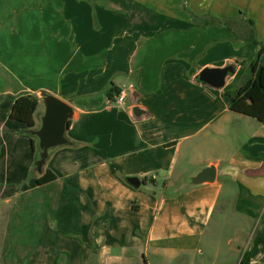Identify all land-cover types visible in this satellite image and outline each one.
Here are the masks:
<instances>
[{
    "label": "crops",
    "instance_id": "0c3cea01",
    "mask_svg": "<svg viewBox=\"0 0 264 264\" xmlns=\"http://www.w3.org/2000/svg\"><path fill=\"white\" fill-rule=\"evenodd\" d=\"M4 28L0 264H190L217 207L234 237L256 224L239 251L264 237V123L225 94L258 51L252 29L264 41V0H0ZM229 64L223 87L200 83L203 68ZM44 91L75 114L73 144L40 171L10 113ZM208 166L213 179L194 184ZM48 170L56 179L39 185ZM249 264H264V242Z\"/></svg>",
    "mask_w": 264,
    "mask_h": 264
},
{
    "label": "trees",
    "instance_id": "16d2710c",
    "mask_svg": "<svg viewBox=\"0 0 264 264\" xmlns=\"http://www.w3.org/2000/svg\"><path fill=\"white\" fill-rule=\"evenodd\" d=\"M250 23L254 24L251 20ZM251 40L258 45L255 58L249 63L247 73L242 78L241 84L233 90L226 91L225 94L231 101L232 110L255 117L264 123V41L257 38L254 29H252ZM200 83L206 84L203 81H200ZM115 91L119 92L118 90ZM40 104L39 96L36 93L20 95L12 106L10 118L24 124L26 131L29 132L36 126L35 113ZM31 142L34 151L35 140L31 138ZM56 177L55 173L48 170L44 175L37 178V183L42 185L55 180ZM263 242L264 237L255 238L252 246L242 253L238 264H249L259 253L260 244Z\"/></svg>",
    "mask_w": 264,
    "mask_h": 264
},
{
    "label": "water",
    "instance_id": "95a60500",
    "mask_svg": "<svg viewBox=\"0 0 264 264\" xmlns=\"http://www.w3.org/2000/svg\"><path fill=\"white\" fill-rule=\"evenodd\" d=\"M234 70V67L230 64L223 67L209 66L200 71L198 78L206 84L220 88L225 85L228 76L232 74ZM38 96L44 106L41 124L38 128L29 131V133L33 137L35 135L39 139L41 153L37 156L35 165L37 170L41 171L53 149L59 146L73 144V141L67 136V131L69 129L70 120L74 117L75 110L68 102L54 94L44 91ZM134 111L136 114H139L141 108L135 107ZM212 173L213 167L208 166L194 178L193 183L203 182L204 178L202 177L206 175H208L207 179L212 180ZM129 181L137 187L142 183L141 179L138 177H129Z\"/></svg>",
    "mask_w": 264,
    "mask_h": 264
},
{
    "label": "rangeland",
    "instance_id": "374dc122",
    "mask_svg": "<svg viewBox=\"0 0 264 264\" xmlns=\"http://www.w3.org/2000/svg\"><path fill=\"white\" fill-rule=\"evenodd\" d=\"M0 30L7 31L8 29L4 28ZM0 56H8L6 50L2 49V47H0ZM40 117L41 113L38 115V118ZM34 139L36 141L37 156H39L41 153L39 139L35 135ZM175 186H177V184L170 185L165 192L168 194L173 192ZM253 223L254 222L252 221L250 224L249 237L246 238L242 235L234 237L233 234L236 232L234 224L236 223L231 222V220L219 222V207H217L215 215L209 223V227L202 242V247H204L205 253L202 254L199 251L191 253L190 264H238L239 258L243 253V250L240 249L239 251L238 247L241 246L244 241L250 240V236L255 234L256 228L254 226L256 224L253 226ZM240 228L243 229L242 222H240ZM230 238L232 239V243L229 244L227 240ZM187 260L188 257L183 255L179 260L173 259L167 263L179 264L182 263V261L187 262Z\"/></svg>",
    "mask_w": 264,
    "mask_h": 264
},
{
    "label": "built area",
    "instance_id": "2783aa9c",
    "mask_svg": "<svg viewBox=\"0 0 264 264\" xmlns=\"http://www.w3.org/2000/svg\"><path fill=\"white\" fill-rule=\"evenodd\" d=\"M125 99V93L124 92H120L117 96V100L119 103L123 102V100Z\"/></svg>",
    "mask_w": 264,
    "mask_h": 264
}]
</instances>
